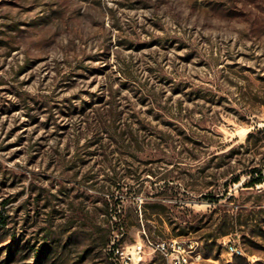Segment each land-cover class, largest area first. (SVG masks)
Masks as SVG:
<instances>
[{
  "label": "rangeland",
  "instance_id": "1",
  "mask_svg": "<svg viewBox=\"0 0 264 264\" xmlns=\"http://www.w3.org/2000/svg\"><path fill=\"white\" fill-rule=\"evenodd\" d=\"M263 165L264 0H0V264H264Z\"/></svg>",
  "mask_w": 264,
  "mask_h": 264
},
{
  "label": "built area",
  "instance_id": "2",
  "mask_svg": "<svg viewBox=\"0 0 264 264\" xmlns=\"http://www.w3.org/2000/svg\"><path fill=\"white\" fill-rule=\"evenodd\" d=\"M262 175V182L256 183L257 188H264V165L260 168ZM258 173H255L254 176H257ZM252 178L250 175L249 179ZM201 247L198 242L191 240H172L170 242L163 241L158 243L156 249L159 250L164 256L167 264H189L188 255H191V248ZM140 249V246H138ZM228 251L232 254V251L240 252L241 256H244L245 253L240 251V245L234 240H229L227 244ZM205 260L204 257H196V264H201Z\"/></svg>",
  "mask_w": 264,
  "mask_h": 264
},
{
  "label": "trees",
  "instance_id": "3",
  "mask_svg": "<svg viewBox=\"0 0 264 264\" xmlns=\"http://www.w3.org/2000/svg\"><path fill=\"white\" fill-rule=\"evenodd\" d=\"M260 171L261 170L258 167L252 169V171H251L252 178L247 180V183L245 186H254L256 183L262 182L263 179H262V175H261ZM255 173H258V175L254 176ZM238 181H239V178L234 179V182H238ZM207 200L213 204L218 202V199H216V198H207ZM152 209L156 210L155 212L158 215L167 214L169 212V207H167L166 205L160 204V203L153 205ZM171 228H172V232L175 236H182V235L185 236L186 234H188V232L191 229V227H189V226L179 227V226H172V225H171ZM148 230H149V234L153 237H162L165 235L164 227L158 231L157 230L151 231L150 229H148ZM230 230L231 229H227L226 231H224L223 234L225 235V234L230 233L231 232ZM36 253H37L38 258L41 257L44 253L43 248L42 247L38 248Z\"/></svg>",
  "mask_w": 264,
  "mask_h": 264
},
{
  "label": "bare ground",
  "instance_id": "4",
  "mask_svg": "<svg viewBox=\"0 0 264 264\" xmlns=\"http://www.w3.org/2000/svg\"><path fill=\"white\" fill-rule=\"evenodd\" d=\"M240 251L245 253L244 249L240 246ZM232 255L241 256L240 252L232 251ZM196 257H204L203 252L199 247L191 248V255H188V263L196 264Z\"/></svg>",
  "mask_w": 264,
  "mask_h": 264
}]
</instances>
